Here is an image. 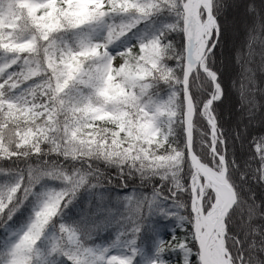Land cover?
Returning a JSON list of instances; mask_svg holds the SVG:
<instances>
[{"label": "snow or ice", "instance_id": "snow-or-ice-1", "mask_svg": "<svg viewBox=\"0 0 264 264\" xmlns=\"http://www.w3.org/2000/svg\"><path fill=\"white\" fill-rule=\"evenodd\" d=\"M0 264H264V0H0Z\"/></svg>", "mask_w": 264, "mask_h": 264}, {"label": "trees", "instance_id": "trees-1", "mask_svg": "<svg viewBox=\"0 0 264 264\" xmlns=\"http://www.w3.org/2000/svg\"><path fill=\"white\" fill-rule=\"evenodd\" d=\"M227 80H228V77H226V82H227ZM231 99L233 101H235V93L234 92H233ZM257 128H258V125H257ZM112 176H113L112 184L108 185V187H115L117 190H119V181L117 178H115V172L114 171L112 172ZM170 227H171V225H169V224L161 223V230L164 232L165 235H167V231Z\"/></svg>", "mask_w": 264, "mask_h": 264}, {"label": "rangeland", "instance_id": "rangeland-1", "mask_svg": "<svg viewBox=\"0 0 264 264\" xmlns=\"http://www.w3.org/2000/svg\"><path fill=\"white\" fill-rule=\"evenodd\" d=\"M232 75V73H229V76H231Z\"/></svg>", "mask_w": 264, "mask_h": 264}]
</instances>
